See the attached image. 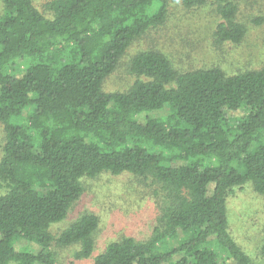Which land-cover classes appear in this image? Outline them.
<instances>
[{"label": "trees", "instance_id": "16d2710c", "mask_svg": "<svg viewBox=\"0 0 264 264\" xmlns=\"http://www.w3.org/2000/svg\"><path fill=\"white\" fill-rule=\"evenodd\" d=\"M213 1L218 42L240 43L237 1ZM2 3L0 264H58L53 247L73 245L76 259L95 264H252L228 199L247 183L264 195V66L181 71L164 52L143 50L131 60V88L106 91L132 43L166 21L168 0H51L52 16L33 0ZM104 172L151 180L166 204L149 238L125 235L96 253L99 215L58 236L51 227L82 197L84 179ZM19 238L42 248L17 249Z\"/></svg>", "mask_w": 264, "mask_h": 264}, {"label": "rangeland", "instance_id": "374dc122", "mask_svg": "<svg viewBox=\"0 0 264 264\" xmlns=\"http://www.w3.org/2000/svg\"><path fill=\"white\" fill-rule=\"evenodd\" d=\"M48 16L51 0H33ZM239 6L238 21L247 26V33L240 43L218 42L216 30L222 21L213 0L188 6L185 0H168L166 21L150 29L135 40L122 57L117 68L105 80L106 91H126L137 76L131 72L133 56L143 50L156 49L164 52L173 65L181 70L221 67L229 75L264 66V0H236ZM3 3L0 0V14ZM22 73V69L18 70ZM167 109L151 112L152 116H164ZM238 115L240 112L227 111ZM26 114V113H25ZM6 134L0 126V159ZM85 191L74 203L67 216L52 225L51 231L58 236L65 228L87 213L100 217L95 233L96 253L122 236L130 235L144 240L151 236L166 199L151 180L128 172L116 175L104 172L96 178L84 179ZM4 188L0 180V193ZM228 218L237 243L250 255L252 264H264V195L257 193L251 183L236 188L228 199ZM179 240L160 245L158 251L176 247ZM20 250L39 252L41 246L23 238L16 241ZM58 264H95L94 257L76 259L77 245L53 247Z\"/></svg>", "mask_w": 264, "mask_h": 264}]
</instances>
